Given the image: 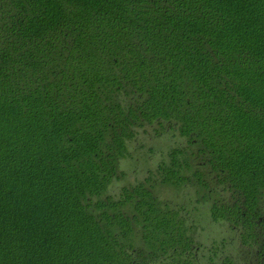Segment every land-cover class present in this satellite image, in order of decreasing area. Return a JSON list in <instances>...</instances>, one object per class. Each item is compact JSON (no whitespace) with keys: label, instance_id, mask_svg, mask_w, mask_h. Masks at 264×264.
Masks as SVG:
<instances>
[{"label":"trees","instance_id":"16d2710c","mask_svg":"<svg viewBox=\"0 0 264 264\" xmlns=\"http://www.w3.org/2000/svg\"><path fill=\"white\" fill-rule=\"evenodd\" d=\"M0 264H264V0H0Z\"/></svg>","mask_w":264,"mask_h":264},{"label":"rangeland","instance_id":"374dc122","mask_svg":"<svg viewBox=\"0 0 264 264\" xmlns=\"http://www.w3.org/2000/svg\"><path fill=\"white\" fill-rule=\"evenodd\" d=\"M180 140L168 131L162 135H157L153 128L147 131L140 129L137 138L130 142V156L121 161V170L124 174L115 179L110 192H118L123 185L134 184L143 180L149 175L148 168L155 169L159 161L166 157L171 147H174ZM151 148L154 150L152 151ZM158 194L164 199L174 200L173 202H185L190 211V215L196 221L198 230L195 236L202 241L204 246L211 243L212 239H221L229 235V229L223 223H214L210 217L208 205L204 203L196 204L193 208L190 196L186 190H175L171 185H159L156 188Z\"/></svg>","mask_w":264,"mask_h":264}]
</instances>
